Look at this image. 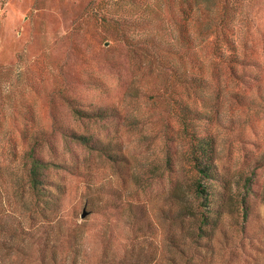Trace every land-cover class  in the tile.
<instances>
[{
	"label": "rangeland",
	"instance_id": "374dc122",
	"mask_svg": "<svg viewBox=\"0 0 264 264\" xmlns=\"http://www.w3.org/2000/svg\"><path fill=\"white\" fill-rule=\"evenodd\" d=\"M212 1L184 19L182 0H0V264H127L141 251L156 264L180 252L264 264V0H229L242 56L227 65L203 28ZM183 72L203 84L176 81ZM36 136L58 200L44 210L27 188ZM203 140L216 224L192 244L187 157Z\"/></svg>",
	"mask_w": 264,
	"mask_h": 264
},
{
	"label": "trees",
	"instance_id": "16d2710c",
	"mask_svg": "<svg viewBox=\"0 0 264 264\" xmlns=\"http://www.w3.org/2000/svg\"><path fill=\"white\" fill-rule=\"evenodd\" d=\"M185 3V7L181 6L182 14L185 16L184 19H187L190 12L195 8L196 11L198 8H201L204 14L209 15V11L205 5H209V3L213 2L212 0H182ZM237 0H234V2ZM208 3V4H207ZM182 4V2H181ZM220 8L216 11L217 16L214 18L211 14L206 17L204 21L205 26L203 28L209 31V35H211L212 40L210 41L211 55L214 58L216 63L222 64H238L241 62V54H238L236 51V44L233 40V28L234 24H232L231 16L233 7L229 3V0H221L219 3L214 5L213 7ZM235 7V6H234ZM214 12V11H213ZM187 24L184 21L179 24V36L183 41H187L190 38V32L188 31ZM175 71V70H174ZM175 73V72H174ZM181 75V74H180ZM177 76L176 74L174 77ZM176 78V77H175ZM182 80L176 78V81L182 83H193L195 85H202L204 82V78L190 76L187 73L183 72L181 75ZM187 107H182L184 115L182 116V122L188 119L185 115L187 114ZM103 113L102 109H99L96 114H93L95 117L102 118ZM77 116L81 117H89L87 115L88 112L75 110ZM187 123V122H186ZM71 139L76 140L79 143L89 146L91 144V138H87L86 136L71 134L69 136ZM45 141L43 136H36L34 140V144L31 147L30 151L27 154V159L29 161V167L27 169V188L29 190V195H31V200L34 205H37L41 210L48 209L49 207H54L57 205V198L55 194L52 192L50 188L47 187L46 184V176L45 171L48 167L53 166L51 162L44 161L40 156V153L37 148L41 147L42 143ZM205 142L199 141L195 146H191V151L188 153V159L191 163L192 168L195 170L196 175L194 178H191V182L189 184V191L193 193L197 202L199 201L197 208L198 212L193 214V219L199 225L193 229V236L190 238L192 244L198 243L202 238L208 236V229H211L216 223L213 220L212 210L211 208V189L210 185L212 182L218 181V176L215 172V168L213 167L212 161V147L210 149L211 142L208 140H203ZM239 194L237 195V202L244 203V197L241 196L239 199ZM233 198V196H229ZM236 197V196H235ZM45 215L43 212L40 214ZM192 213V212H191ZM76 238V234H75ZM174 247V246H173ZM176 248V247H175ZM142 252V251H141ZM136 259L126 260L127 264H156L155 260L150 259L148 261L140 259V253ZM183 256V262H179L176 259L172 258L168 261V264H196L191 257L184 252H180Z\"/></svg>",
	"mask_w": 264,
	"mask_h": 264
},
{
	"label": "water",
	"instance_id": "95a60500",
	"mask_svg": "<svg viewBox=\"0 0 264 264\" xmlns=\"http://www.w3.org/2000/svg\"><path fill=\"white\" fill-rule=\"evenodd\" d=\"M85 215H86V214H85V212H84V210H83V213H82V215H81V218H84Z\"/></svg>",
	"mask_w": 264,
	"mask_h": 264
}]
</instances>
